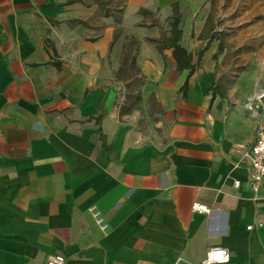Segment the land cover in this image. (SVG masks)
I'll list each match as a JSON object with an SVG mask.
<instances>
[{
	"label": "crops",
	"instance_id": "obj_1",
	"mask_svg": "<svg viewBox=\"0 0 264 264\" xmlns=\"http://www.w3.org/2000/svg\"><path fill=\"white\" fill-rule=\"evenodd\" d=\"M150 3L126 0L119 25L88 0H0V264H195L214 246L222 264H264L244 159L260 88L213 94L182 35L196 65L178 70L159 32L126 21ZM125 36L143 78L132 110L114 76Z\"/></svg>",
	"mask_w": 264,
	"mask_h": 264
},
{
	"label": "rangeland",
	"instance_id": "obj_2",
	"mask_svg": "<svg viewBox=\"0 0 264 264\" xmlns=\"http://www.w3.org/2000/svg\"><path fill=\"white\" fill-rule=\"evenodd\" d=\"M88 1L96 2L100 12L113 23H123L126 0ZM158 1L159 6L153 8L141 6L142 11H126V21L134 22L136 33L145 27L159 32L161 37L169 36L176 5L184 46L194 53L198 63L214 70L213 94L239 98L247 92L246 87L254 86L264 91V0ZM122 34L123 29L117 28L115 36ZM161 45L158 43L157 47ZM136 46L135 40L125 36L120 66L114 74L122 83L118 102L125 104L127 110L140 108L138 90L143 78L139 76L135 61L132 62Z\"/></svg>",
	"mask_w": 264,
	"mask_h": 264
},
{
	"label": "built area",
	"instance_id": "obj_3",
	"mask_svg": "<svg viewBox=\"0 0 264 264\" xmlns=\"http://www.w3.org/2000/svg\"><path fill=\"white\" fill-rule=\"evenodd\" d=\"M264 91H258L251 98V108L253 115L257 120L255 130V139L252 145L244 154L246 165L249 169V183L251 190L255 195L262 193L264 195ZM261 111V112H260ZM193 210L209 213L210 209L203 205L194 203ZM89 212L101 231L108 228L106 218L96 209L89 207ZM250 229V226L247 227ZM229 259V253L226 249L220 246L210 247L206 250L204 257L195 264H222ZM65 258L60 254H51L46 258V264H64ZM177 264V263H175Z\"/></svg>",
	"mask_w": 264,
	"mask_h": 264
},
{
	"label": "trees",
	"instance_id": "obj_4",
	"mask_svg": "<svg viewBox=\"0 0 264 264\" xmlns=\"http://www.w3.org/2000/svg\"><path fill=\"white\" fill-rule=\"evenodd\" d=\"M143 10V9H139ZM106 16V15H105ZM179 23V15L177 13L176 5L173 7V19L170 24V32L169 36L161 37L158 42H160L161 48H171L172 56L177 62V69H189L192 71L196 65V63H192V54L188 52L186 48L182 47L179 42L181 40L182 31L178 26ZM133 40V39H132ZM199 58V57H198ZM135 61V58L132 57V62Z\"/></svg>",
	"mask_w": 264,
	"mask_h": 264
},
{
	"label": "bare ground",
	"instance_id": "obj_5",
	"mask_svg": "<svg viewBox=\"0 0 264 264\" xmlns=\"http://www.w3.org/2000/svg\"><path fill=\"white\" fill-rule=\"evenodd\" d=\"M258 91H263V90H258ZM250 99V98H249Z\"/></svg>",
	"mask_w": 264,
	"mask_h": 264
}]
</instances>
